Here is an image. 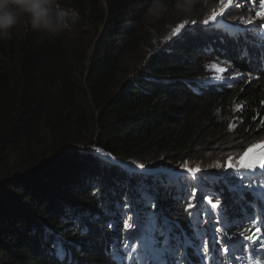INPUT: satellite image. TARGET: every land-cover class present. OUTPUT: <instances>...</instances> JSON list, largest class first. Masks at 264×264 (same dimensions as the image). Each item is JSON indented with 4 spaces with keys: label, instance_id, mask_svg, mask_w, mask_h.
Instances as JSON below:
<instances>
[{
    "label": "trees",
    "instance_id": "16d2710c",
    "mask_svg": "<svg viewBox=\"0 0 264 264\" xmlns=\"http://www.w3.org/2000/svg\"><path fill=\"white\" fill-rule=\"evenodd\" d=\"M86 1L60 0L79 12L76 29L88 20ZM149 3L91 0L98 21L89 44L67 32L41 42L31 31L0 43V264H114L112 246L119 247L128 234L123 223L132 222L123 213L132 216L133 209L155 212L192 231L183 201L192 184L187 173V182L178 178L169 188H153L156 207L149 202L145 209L135 203V192L115 183L119 169L102 166L96 149L118 162L167 169L185 161L202 165L201 152L236 156L242 143L264 136V61L250 45L252 58H239L243 38L220 39L225 31H260L240 24L253 14L248 4L224 12L212 30L199 23L186 26L160 43L140 70L123 75L122 53L150 44L142 26ZM217 3L199 0L196 11ZM213 60L241 76L203 81ZM198 175L206 177L205 193L222 194L226 213L247 211L233 203L226 186L209 178L213 175ZM126 197L133 204L122 208ZM234 220L239 223L240 217ZM56 236L68 252L64 261L53 255ZM251 247L237 251L242 264H254L247 259ZM232 254L221 252L219 259L232 264Z\"/></svg>",
    "mask_w": 264,
    "mask_h": 264
},
{
    "label": "snow or ice",
    "instance_id": "6c2138e0",
    "mask_svg": "<svg viewBox=\"0 0 264 264\" xmlns=\"http://www.w3.org/2000/svg\"><path fill=\"white\" fill-rule=\"evenodd\" d=\"M244 3L248 4V10L253 14L242 17L240 24L253 26L254 29L260 31H249L245 27L242 32L225 31L220 39L223 40L224 36H227L235 43H239L243 38L244 46L239 49V58L249 60L252 58L249 51L250 45L257 50L258 60L264 61V0H218V7L213 8L210 14L204 16L199 24L208 26V29L212 30L215 25L222 23L217 20V17H222L227 8L234 4L240 6ZM257 21L260 23L257 24ZM197 23L196 20L181 21L172 27L167 39L179 35L186 26ZM226 27L227 29L237 28L236 25H226ZM187 30L193 29L188 28ZM213 68L217 73L214 79L226 78L224 76L226 68L215 65ZM236 75L239 76L240 73ZM231 78L235 79L234 76ZM261 126H264V120L261 121ZM234 128V124H229V131ZM96 151L99 153L97 159L102 166L119 169L115 183L121 188L135 192V203L142 205L145 209L149 202L152 208L156 207L152 194L153 188L156 186L169 188L177 182L178 178L185 182L188 179L181 173H176L163 166L146 168L141 163H135L133 166V164L116 161L110 153L102 152L100 149ZM215 167L222 169V173L214 174L209 178L219 180L222 185L226 186L230 199L234 204L246 209L245 213L238 211L234 214L226 213L228 204H221L222 194L220 193L209 195L201 189L200 196L197 198L196 188L198 185L205 184L206 177L197 175L202 171L199 166L189 167L188 162L185 161L182 168L189 174L192 184L186 196L183 197V201L185 211L191 217L187 227L192 231L186 232L178 222L171 221L167 217L158 218L155 212L145 211L141 214L139 209H133L132 216L124 212L125 219L132 222L123 223V228L129 230L128 234L119 247L115 244L112 246L114 264H124L125 261H130L131 264H208L209 260L212 264H224L219 259V253L247 252L249 245L252 247L247 259L253 261L254 264H264V234L261 233V229L264 228V136H261L259 141H252L251 144L242 143L238 155L228 156L226 163L217 164ZM228 169H232V172ZM205 202L210 205V208L205 206ZM132 204L133 201L126 197L121 207L128 208ZM193 209L195 211H192ZM217 212L220 214L219 217L216 215ZM202 216H207V221L202 220ZM234 216L240 217L239 223L234 220ZM244 221H247V226ZM204 223H207L208 227H201ZM108 226L114 227L112 224ZM237 228L240 229L238 233L234 232ZM46 231L50 233V230ZM241 238L248 243H243ZM53 248V255L56 259L64 261L68 252L64 247V242L58 236L53 241ZM191 257L196 259L193 260ZM242 258L239 255L234 257L236 260Z\"/></svg>",
    "mask_w": 264,
    "mask_h": 264
},
{
    "label": "clouds",
    "instance_id": "9594fccd",
    "mask_svg": "<svg viewBox=\"0 0 264 264\" xmlns=\"http://www.w3.org/2000/svg\"><path fill=\"white\" fill-rule=\"evenodd\" d=\"M198 3L199 0H150L142 21L155 40L158 37L151 24L170 8L183 20H190ZM80 19L77 10L63 6L60 0H0V43L10 42L28 31L38 34L42 42L45 37L53 38L71 31ZM225 74L236 78L230 72ZM205 76L208 80L203 81H213L216 74L212 71Z\"/></svg>",
    "mask_w": 264,
    "mask_h": 264
},
{
    "label": "rangeland",
    "instance_id": "374dc122",
    "mask_svg": "<svg viewBox=\"0 0 264 264\" xmlns=\"http://www.w3.org/2000/svg\"><path fill=\"white\" fill-rule=\"evenodd\" d=\"M84 6H86V12L85 13H86V18L88 20L82 19V24H81L80 29H76L74 27L71 31H67V33L70 35H73L74 37L77 35H80L83 43L89 44L93 40L94 27L96 25L95 21H98V17H95L93 7L91 6V0H88V2L86 1ZM217 7H218V3L213 7H210V5H208L207 7L203 8L201 10L198 9V11L195 12L192 19H190V20L198 21V20L202 19L204 16L210 14L211 11L213 10V8H217ZM235 7H236V5L234 4L233 6H230L229 8H227L224 12L232 14L234 12ZM218 18L219 17H217V20H218ZM181 21H183V19L180 16H178V14H176L174 11H172L170 9L169 12L166 13L161 19H159L158 21H155L153 24L150 25L151 28L155 29V32L157 34L158 38L155 40L152 36V33L145 28L144 23H143V25H142L144 27L143 34H145L147 36L145 38L146 41L150 40V42H149L150 44L147 45L148 46L147 49L140 47L138 49H132L131 52L122 53V56H123V60H122V64H121L122 74L123 75L129 74L128 76H130L131 73H133L134 71L140 70L144 66V60L148 56L154 54L157 51L159 44L164 43V42L166 43L170 40V39H167V37L170 35L172 27H175ZM140 34L143 35L141 32H140ZM174 37H176V36H173L172 38H174ZM212 65L223 67L222 65H219V62H217L216 60L212 61ZM213 71H214V69H213ZM230 71L231 70H227L226 72L228 73ZM232 75H236V73L233 72ZM205 77L206 76H204L201 79L202 80H204V79L208 80V78H205ZM120 78H122L121 75H120ZM195 80H197V79H195ZM237 151H238V149L233 151L235 155H236ZM223 155L224 154H218V153H214V155H211V154L207 155V154H204L201 152V154L199 153L198 156L202 157L205 160V161H203V164L201 162L202 165H200L199 162L196 163L195 165H191V163H193V161H191V162L188 161V164H189V167H193V168L196 166H199L200 169L202 170V172H205L206 174L219 175L222 173V169L215 167V165L226 163L228 154L226 156H223ZM151 158L155 160L154 156H152ZM182 165H183V163L173 165V167L171 166L167 169L174 170L176 173H181L182 175H184L185 173H187V171L182 168ZM230 170H232V169H228V171H230ZM198 174H201V173H198ZM201 189H202V186L198 185L196 188V191L199 193L201 191ZM257 244H259V241H257ZM236 253L237 252H235L234 254L236 255ZM234 262H236L235 264L241 263L240 259L235 260Z\"/></svg>",
    "mask_w": 264,
    "mask_h": 264
},
{
    "label": "bare ground",
    "instance_id": "6f19581e",
    "mask_svg": "<svg viewBox=\"0 0 264 264\" xmlns=\"http://www.w3.org/2000/svg\"><path fill=\"white\" fill-rule=\"evenodd\" d=\"M209 82H211V81H209ZM234 85V84H233ZM243 256H245V255H243ZM222 261L224 262L225 260L224 259H222ZM236 262H233L232 264H235ZM240 264H242V262L240 263ZM243 264H244V262H243Z\"/></svg>",
    "mask_w": 264,
    "mask_h": 264
}]
</instances>
